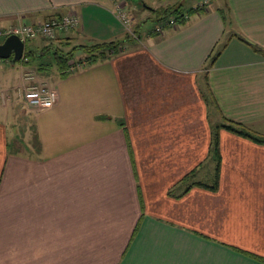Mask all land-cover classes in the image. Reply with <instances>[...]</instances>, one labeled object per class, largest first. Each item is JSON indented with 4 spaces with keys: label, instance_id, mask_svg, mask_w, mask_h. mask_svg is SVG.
Segmentation results:
<instances>
[{
    "label": "crops",
    "instance_id": "obj_1",
    "mask_svg": "<svg viewBox=\"0 0 264 264\" xmlns=\"http://www.w3.org/2000/svg\"><path fill=\"white\" fill-rule=\"evenodd\" d=\"M178 1L186 20L156 16ZM187 1L0 0V27L73 11L52 41L119 43L42 112L0 65V264H264V142L223 127L264 138V0Z\"/></svg>",
    "mask_w": 264,
    "mask_h": 264
},
{
    "label": "built area",
    "instance_id": "obj_2",
    "mask_svg": "<svg viewBox=\"0 0 264 264\" xmlns=\"http://www.w3.org/2000/svg\"><path fill=\"white\" fill-rule=\"evenodd\" d=\"M210 0H200L194 7L196 9H203L208 6ZM115 15L119 22L127 29L133 22V16L126 11L119 2L114 3ZM188 14L183 15L186 20ZM177 20L174 17H169L166 24L175 26ZM81 25V16L76 12L62 13L52 16L44 21L35 24L17 23L6 27H0V43H2L9 35L17 34L26 42L37 37H44L48 39L55 38L59 33L67 32L71 29L78 28ZM156 32H162L161 26L155 27ZM3 59L0 58V62ZM74 62H71V68L75 69ZM22 83L14 90L15 94L22 101L23 105L29 107L35 112H42L53 107L57 100L58 94L56 89L51 86L46 80L39 78V75L34 69L23 68ZM11 93L9 89H0V106L7 105L11 100Z\"/></svg>",
    "mask_w": 264,
    "mask_h": 264
},
{
    "label": "trees",
    "instance_id": "obj_3",
    "mask_svg": "<svg viewBox=\"0 0 264 264\" xmlns=\"http://www.w3.org/2000/svg\"><path fill=\"white\" fill-rule=\"evenodd\" d=\"M181 5H180V1H178L177 3L168 6V7H164V8H159L157 10H155L156 12V16H158V18L160 20H164L167 18H169L170 16H173L176 20L178 21H183V13H181ZM192 8H190L188 11H191ZM193 10H201V9H196L194 8ZM72 30V29H71ZM64 43H69V42H64ZM25 44H27V41L25 42ZM118 45L119 43H114V42H109V43H94L91 45H81L79 47H82V49L84 50V52L86 53L85 56V61H83V59H79L77 61V64L84 65V64H91V63H95L98 59H103L106 58L112 54H116L119 52L118 49ZM107 50V52H106ZM44 53H40L37 50L33 49V48H29L27 45L25 47V54L24 57L20 60V62L23 63H32V59H30L31 56H42V55H46L47 52H49L48 47H46V49L43 51ZM62 50L58 47L56 50L52 49V58L54 57L55 62L57 63L58 69L60 71V76L61 77H66L68 76L71 71V62H74L73 60H71V53L68 54H64L61 53ZM41 54V55H40ZM217 55V53L215 54V56ZM12 61V60H11ZM74 65H76V62L73 63ZM39 69H44L43 64H41V66H39ZM223 127H225L226 129L233 131V132H237L239 134H242L246 137H250L254 140H256L257 142H264V138L260 137V136H255L253 134H250L247 131H242L240 129H238L237 127L235 128L233 125H231L230 123L227 124H223ZM217 133L215 132L212 136L213 141L211 142V150L214 154V157L216 159V168H215V182L213 185H217V180H218V163H219V149H218V138H217Z\"/></svg>",
    "mask_w": 264,
    "mask_h": 264
},
{
    "label": "rangeland",
    "instance_id": "obj_4",
    "mask_svg": "<svg viewBox=\"0 0 264 264\" xmlns=\"http://www.w3.org/2000/svg\"><path fill=\"white\" fill-rule=\"evenodd\" d=\"M134 1L141 2L142 3L145 0H143V1L142 0H134ZM197 1H200V0H188L186 2V4H185V8L187 10H189V5H192L195 2H197ZM214 1L216 2V0H213V2ZM126 8L128 9V7H126ZM126 8H125V10H126ZM146 26L149 27L150 29H152L154 27V23L152 21L148 20V21H146ZM77 29L78 28H75V30H77ZM77 32H78V30L75 31V34H77ZM54 39L55 38L48 39V38H44V37H37L35 39H32V40L27 41V44H26L29 48L32 47V45H34L36 43H39L41 45L47 44V47L49 49V52H47L46 55H42V56H38V55L37 56H35V55L34 56H31L30 59L33 60L32 63H26V66L25 67H27V69H30L31 68V69L36 70L37 73H38V75H39V78H42V79L46 80L51 86H53V84H52L53 79L59 78V76H60V71L58 69L57 63L55 62L56 59H54V57L52 58L53 55L50 54V53H52V49L53 50H56L59 47L62 50L61 53H64V54L71 53V59L74 62H76V65H77V61L79 59H82L80 57H83L85 59L84 55H86V53L84 52V50H82L81 48H79V45L76 46V43L77 42H74V41L71 42L70 41V43H64V42H62L60 44V43H57L58 41H56V42L52 41ZM81 42L82 43H87V42L80 41V43ZM90 43H92V42H90ZM42 48L43 49H40V50L38 49V52L42 53L46 49V46L44 45V46H42ZM106 52H107V50H106ZM84 59H83V61H85ZM8 61H9L8 59H3L2 62H0V65L1 64H7V63L10 64V61L9 62ZM14 64H15L16 69L21 70L20 61L14 63ZM41 64H43L44 69H40L39 70V66H41ZM84 65H81L80 67L79 66L78 67L75 66V69H72L71 73L68 76H73L76 73H78V72L84 70L85 68H87V65H85V66ZM18 100H20V99L18 98ZM18 105L21 106L20 108H22V110H25V111L27 110V108L24 107V105L22 103L19 102ZM28 115H29L30 119L31 118L33 119L34 118V116H33L32 113H28ZM23 121H25V119H23ZM27 121H29V120H27ZM30 122H31V120H30Z\"/></svg>",
    "mask_w": 264,
    "mask_h": 264
},
{
    "label": "water",
    "instance_id": "obj_5",
    "mask_svg": "<svg viewBox=\"0 0 264 264\" xmlns=\"http://www.w3.org/2000/svg\"><path fill=\"white\" fill-rule=\"evenodd\" d=\"M25 47L26 44L19 35H9L0 43V58L12 60L13 63H16L24 57Z\"/></svg>",
    "mask_w": 264,
    "mask_h": 264
}]
</instances>
